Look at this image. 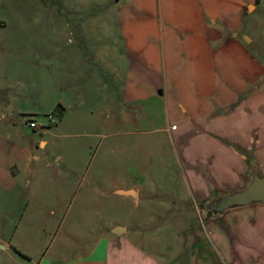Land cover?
<instances>
[{
  "label": "rangeland",
  "instance_id": "1",
  "mask_svg": "<svg viewBox=\"0 0 264 264\" xmlns=\"http://www.w3.org/2000/svg\"><path fill=\"white\" fill-rule=\"evenodd\" d=\"M125 1L0 0V237L11 244L4 249L0 240V264L71 259L106 231L101 227L116 224L131 227L129 236L147 251L179 263L264 264L263 205L222 214L205 208L214 196L243 187L249 164L239 184L208 185L200 198L186 179L189 163L209 174L216 167L230 174L243 163L212 146L193 118L180 126L169 114L193 100L173 99L174 84L196 77L177 72L193 62L180 47L172 54L176 68L164 65L170 51L160 36L167 44L169 34L186 35L187 28L198 34L191 25L198 9L179 0L121 7ZM242 25L252 41L248 88L262 89L264 0L247 8ZM130 33L160 47L152 53L155 73L134 69L123 55L116 78L100 62L103 42L125 51ZM130 94L146 96L148 106L136 107ZM218 137L254 161L252 151Z\"/></svg>",
  "mask_w": 264,
  "mask_h": 264
},
{
  "label": "crops",
  "instance_id": "2",
  "mask_svg": "<svg viewBox=\"0 0 264 264\" xmlns=\"http://www.w3.org/2000/svg\"><path fill=\"white\" fill-rule=\"evenodd\" d=\"M164 1L172 2L175 0H160L161 3ZM179 1L184 3L183 5L187 8L198 9V17L191 25L198 28L199 32L192 34L191 28H187L185 29L186 35L175 37L169 34L167 44L166 38L160 36L159 45L162 42L161 46L165 52L167 48L170 51L168 60H166V53L164 54L165 66L168 63L171 68H176L172 54L178 47L181 48L182 54L193 57V62L189 61V64L185 63L178 66L177 72L180 74L193 73L196 79L193 83H181L180 81L177 86L174 84L172 87L173 99L179 98L182 104L186 103L188 99L193 100L186 103L188 106L183 111H177L173 106L172 109H169V114L173 113L172 117L175 124L180 126L193 118L196 130L209 138L213 143L212 146L220 151L235 153L240 162L243 163L237 168L235 166L230 167V174L228 172L220 173L217 167L213 174H209L207 169H196L189 163L188 169L191 179L187 173L186 179L189 184L192 180L191 183L201 198V194L208 190V185L233 187L239 184L238 182L242 179L241 176L251 161L246 155L236 153L232 146L224 143L218 136L228 139L231 144L239 145L246 151H252L253 160L256 162L260 174H264V88L253 91L248 88L251 79L248 71L254 65H252V56L247 44L252 41L245 34L242 25L247 8L250 7L251 12V10L258 8L261 0ZM138 3L139 0H126L121 7L137 4L136 6L139 8L142 5ZM124 42L125 51L118 48L116 42H109L111 51L107 49L108 44L106 42L102 43V50L98 54V58L105 65V68L117 78L119 70L117 61L121 66V57L124 55L129 65L134 69L138 70L137 68H139L148 73H155L154 70H151L152 53L154 48L160 51V47L158 46L157 49V44H151L146 35H134L132 33L125 36ZM236 73L239 74L238 77L235 76ZM151 78L148 75L147 84L151 85L150 89H154L156 83ZM99 85L100 89H105L107 84L104 80L102 83L99 82ZM191 89L193 92L184 101L185 91ZM153 95H155L154 92L150 94V97ZM129 96L136 107L146 108L149 104L146 96L139 97L137 94H130ZM167 102L169 104V101ZM185 114L188 117H182ZM205 143L207 142L205 141ZM23 153L27 154L28 152L24 150ZM11 184L16 186L17 182L13 180ZM17 214L14 212L12 217H16ZM14 223L13 228H19L21 222L16 223L14 220ZM110 226L113 228L112 231H108ZM110 226L101 227L105 228L106 231L92 245H89L85 252L67 260L43 257L35 264H183L147 251L134 235L130 237L128 228L131 227L128 225ZM3 227L10 228L9 223L4 222ZM119 227L122 230L119 234H115L114 230ZM135 227L138 228L139 226L136 225ZM134 233L140 235L139 231ZM0 240L3 242L2 247L4 249L11 247L5 238L0 237Z\"/></svg>",
  "mask_w": 264,
  "mask_h": 264
},
{
  "label": "water",
  "instance_id": "3",
  "mask_svg": "<svg viewBox=\"0 0 264 264\" xmlns=\"http://www.w3.org/2000/svg\"><path fill=\"white\" fill-rule=\"evenodd\" d=\"M251 172L247 183L238 189L218 194L206 203L205 208L213 214H222L226 210L258 204L264 206V175H258L257 164L249 162ZM122 228H116L115 234H119Z\"/></svg>",
  "mask_w": 264,
  "mask_h": 264
},
{
  "label": "built area",
  "instance_id": "4",
  "mask_svg": "<svg viewBox=\"0 0 264 264\" xmlns=\"http://www.w3.org/2000/svg\"><path fill=\"white\" fill-rule=\"evenodd\" d=\"M30 126H31V127H33V128H35V127H36V125H35V123H34V122H31V123H30Z\"/></svg>",
  "mask_w": 264,
  "mask_h": 264
}]
</instances>
